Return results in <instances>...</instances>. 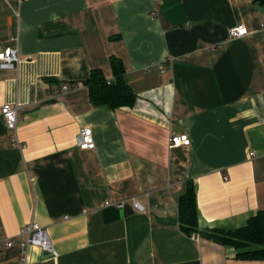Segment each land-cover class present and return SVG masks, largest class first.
Here are the masks:
<instances>
[{
    "label": "crops",
    "instance_id": "1",
    "mask_svg": "<svg viewBox=\"0 0 264 264\" xmlns=\"http://www.w3.org/2000/svg\"><path fill=\"white\" fill-rule=\"evenodd\" d=\"M241 24L249 34L232 39ZM0 47L19 49V64L0 69V111L18 106L25 144L11 145L0 114V240L18 243L37 223L57 252L32 246L27 264H264L185 234L177 205L191 179L200 231L241 228L264 210L263 6L0 0ZM111 56L133 107L90 102L83 82L93 69L111 80ZM85 127L95 150L78 145ZM180 134L191 145L171 149ZM19 262L17 246L0 250V264Z\"/></svg>",
    "mask_w": 264,
    "mask_h": 264
},
{
    "label": "trees",
    "instance_id": "2",
    "mask_svg": "<svg viewBox=\"0 0 264 264\" xmlns=\"http://www.w3.org/2000/svg\"><path fill=\"white\" fill-rule=\"evenodd\" d=\"M264 7V0H254ZM113 78L105 77L100 69H93L83 83L89 90V99L95 107L116 110L133 107L137 94L126 81V69L122 59L111 56ZM179 224L188 236L199 234L204 238L236 250V258L244 261H264V210L252 217L246 226L237 229L200 231L197 220V204L194 183L191 179L183 185V193L177 201Z\"/></svg>",
    "mask_w": 264,
    "mask_h": 264
},
{
    "label": "built area",
    "instance_id": "3",
    "mask_svg": "<svg viewBox=\"0 0 264 264\" xmlns=\"http://www.w3.org/2000/svg\"><path fill=\"white\" fill-rule=\"evenodd\" d=\"M249 34L248 28L241 24L230 28L229 35L232 39H240ZM20 53L18 48L13 47H0V69H14L20 62ZM68 86H63L62 90L67 91ZM19 108L17 105L6 103L1 107V117L3 118L5 128L7 130V139L11 145L18 149H24L25 144L19 139L17 128L19 123ZM78 145L82 150H95L94 134L90 127L83 128L78 136ZM191 139L188 134L172 135L169 140V147L171 149L181 146H190ZM111 205L110 203L106 204ZM117 207H122L123 204H117ZM135 207L144 212V208L135 203ZM19 242L16 243L13 239L0 240V250L3 248H12L17 246L19 248V263L27 264L29 250L32 246H37L43 250L57 255L56 250L51 244L49 231L37 224L30 223L22 228L17 235Z\"/></svg>",
    "mask_w": 264,
    "mask_h": 264
}]
</instances>
